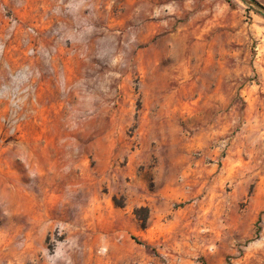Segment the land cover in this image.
<instances>
[{
	"label": "rangeland",
	"instance_id": "1",
	"mask_svg": "<svg viewBox=\"0 0 264 264\" xmlns=\"http://www.w3.org/2000/svg\"><path fill=\"white\" fill-rule=\"evenodd\" d=\"M0 264H264V0H0Z\"/></svg>",
	"mask_w": 264,
	"mask_h": 264
}]
</instances>
